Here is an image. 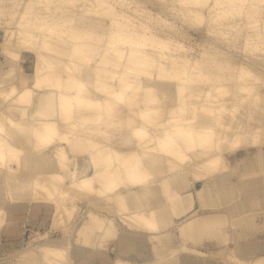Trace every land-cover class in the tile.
<instances>
[{"label":"bare ground","instance_id":"obj_1","mask_svg":"<svg viewBox=\"0 0 264 264\" xmlns=\"http://www.w3.org/2000/svg\"><path fill=\"white\" fill-rule=\"evenodd\" d=\"M77 1L0 0V55L9 64L5 72L0 71L1 243L15 240L13 248L25 243L22 234L37 200L46 201L54 226L64 229L79 204L87 202L118 213L126 227L119 229L112 215L92 209L93 215H87L75 233L52 237L49 230L41 235L44 241L35 250L43 264H135L123 257L128 251L144 253L140 264L168 257L163 264H175L172 258L180 251L174 249L178 248L174 237L167 236L153 250L147 249L146 238H162L172 212L188 204L192 184L198 182L203 199L216 198V207L238 201L233 208L239 216L233 227L239 242L228 250L224 264H264V255L245 257L248 250H257L258 243L244 241L254 234L256 213L243 210L259 204L264 193V75L247 63L264 54L263 37L247 35L243 52L249 60L239 65L237 74L231 70L222 76L232 82L236 77L231 92L225 84L212 83L206 63L192 58L194 47L171 36L174 25L162 14L133 5V0H85L81 11L92 18L88 29L81 27L86 21L68 12ZM207 1L179 0L173 15L182 14L185 22H201L207 15L199 7ZM212 1L211 22L229 16L252 20L264 4V0ZM120 8L132 9L133 14ZM16 24L24 37L13 43ZM210 34L226 39L224 31L214 34L210 29ZM149 50L158 52L160 59ZM212 52L225 55L213 49L203 58H213ZM98 53L96 65H86ZM211 63L233 68L236 61ZM230 92L234 104L228 107L225 100ZM165 93L177 101L168 104L169 117L163 119ZM123 105L127 112L116 115V108ZM116 125L128 126L127 137L119 129L111 132ZM79 140L90 147V153L78 152ZM240 150L246 151L240 157L246 170L233 184L229 154ZM156 168L169 170V178L161 183L154 180ZM212 186L218 190L214 192ZM122 187L127 190L121 191ZM224 216L215 209L199 214L184 225L182 235L193 242L206 241L204 235L226 224ZM80 227L85 237L81 245L75 238ZM117 238L124 255L112 258L100 244ZM74 246L83 252L81 259L75 258ZM24 258L17 264L35 263ZM179 263L195 264L190 258Z\"/></svg>","mask_w":264,"mask_h":264},{"label":"rangeland","instance_id":"obj_2","mask_svg":"<svg viewBox=\"0 0 264 264\" xmlns=\"http://www.w3.org/2000/svg\"><path fill=\"white\" fill-rule=\"evenodd\" d=\"M133 1L135 2L133 5L144 6L145 8L152 10V12L160 13L166 19L170 20V22L173 23L174 28H175V33H173V35H171V36L173 38H175L176 40H180L185 45L192 46V48L194 47L193 49H191L190 54H191L193 59H198V60H201L202 62L206 63L205 71L211 77L212 83H214V84H225V86H227L231 92H234V89L236 87L234 84L236 82V77L233 80L234 82H232L231 80H227L225 78L222 79V76L228 72H231V70L237 74V70H238L239 65L242 64L243 62H245V59H246V62L249 60L246 57L245 53L243 52L244 51V40H245V38L249 34H258L259 36L263 37L261 39H264V4H260L258 12L254 13V15H253L254 17L252 18V20H249V18L245 17V16H241V17L229 16V17L220 19L217 22H215V21L211 22L209 20V18H210V15L214 9H213V1L209 0L205 3H203L199 7V9L205 15H207L203 21H201V22L200 21L185 22L182 14H179L178 17H175L173 15V13L177 12V9L180 7L179 0H133ZM85 4H86L85 0H78L75 3L74 7L68 9V12H69V14H71L74 17V19H78L81 17L84 21H86V26H81V27L82 28L88 27V29H89V26L87 24L92 22V18L81 11V8L83 6H85ZM120 10L129 11L131 14H133L132 9L120 8ZM3 21L7 22V19L3 20ZM250 21L256 22V23L254 25L248 26L247 23ZM3 29H5V28H3ZM18 29H19V26L16 24L14 26V32L15 33L17 32V33H16V35H14L13 39H11V42H13V43L20 41L24 37V35L21 34ZM210 29L213 30L214 34L221 33V31L226 32V34L224 35V37H226V39L218 38L217 36L211 35ZM101 33L106 34L107 32H101ZM3 36L4 37L6 36L5 30H4ZM59 41H61V40H59ZM231 41H232V43H231ZM60 43H62V42H60ZM4 44H5V42H4ZM58 46L60 47V49L64 48L61 44H58ZM207 46L210 47L211 49H207ZM213 49L223 50L225 55L224 56L215 55L214 52H212L213 58H211V59L203 58V55L205 52H207L209 50H213ZM149 52L153 53L152 54L153 57L156 56L155 58L160 59V55L158 52L153 51V50H149ZM56 54H57V56L65 57L64 53L60 54L59 52L57 53V51H56ZM3 57H5V56L1 54L0 58L3 59ZM62 57H57V58L63 59ZM99 57H100V53L96 54L94 57V61H92L90 64H86V65H89V66L96 65V61L99 59ZM214 59L215 60H221L224 62L236 61V63L233 66V68L226 67V65H222V64L221 65H218V64L213 65V63H211V65H210L209 61L214 60ZM164 61L166 63L167 59ZM247 63L252 68H254L257 72L264 75V54H257L255 56H253L251 58V60H249ZM156 72H157V68L155 67L153 69L154 76L156 75ZM195 88H197V90L201 89L200 91L207 89L206 87H199V86H196ZM231 92L228 94V96L225 100V104L228 107H230L234 104L233 103L234 99L232 98ZM91 93H93V91H91ZM101 97H103V96H101ZM162 100H163V104L161 105V108H162L161 111L163 113V119H166L169 117V114L167 113V109L169 107L168 104L176 103L177 98L172 97L171 94L165 93V95H163ZM165 101H167L169 103H167ZM164 104H165V106H164ZM10 111L14 115H17L16 113H14L13 108H11ZM126 112H127V108L124 105L120 109L116 108V115L122 116ZM117 127H118V125L112 127L110 129L111 132H114V130L119 129V130H121L122 136L125 137L126 131H127L125 129H127L128 126L124 125V126H120L119 128H117ZM73 145H74V142L71 144L68 143L67 147L69 148V147H72ZM75 146L77 147L78 152L80 154L86 155L87 153L91 152L90 147L86 144H83L81 142V140L77 141L75 143ZM74 154L78 155L77 153H74ZM245 154H246L245 150H240V152L238 151L235 154L230 155L229 157L233 162H235L237 160V158H240V157L244 156ZM71 162H70V164H71ZM154 164L156 165V163H154ZM157 165H160V164H157ZM154 171H155L154 172L155 175H153L154 176L153 178H154V180H158L160 183L163 182L164 180L168 179L170 176L169 170L161 171V170H159V168H156V170H154ZM234 179H235V181H237L238 176L235 175ZM182 181L184 182V179ZM187 181L190 182V180H187ZM120 190L124 192L127 190V187H122V188H120ZM186 190H188V189H186ZM184 191H185V189H184ZM183 192H181L180 194H183ZM174 196L175 195H173V197ZM149 197H150L149 193L146 192L145 198L149 199ZM37 201H38L37 206H35L34 205L35 203H33L34 207L31 211V213L28 215V220L30 218V221L28 222V224H27V226H26V228L22 234V238L25 239V241H24L25 243L24 244H17L16 243V247L13 248L11 246L13 244L12 242H14L15 240L10 241L11 244L6 239L2 240L3 244L0 241V264H17L22 259L24 260L25 256H27L28 259H32L33 261H35V263H33V264H43L42 262H40V255L35 250L36 245L39 242L44 241L45 237H43L41 235L45 234L49 230L52 231V233H50V236H52V237H62L64 235H71V233L73 234V231L75 233L76 230L78 229V225L81 224V226H82V223L84 224V222L89 217H91V215H93V213L91 211L92 209H94V211L96 210L97 213L99 211V213H98L99 215L105 214L108 217H111V215H112L115 223L116 224L118 223L119 229L126 227L125 222L123 221V219L121 218V216L118 213H116L112 210H105V208L102 206H97V205L92 204V203L84 202L82 204H79V206L77 207V210L75 211L74 217L72 218L70 223L67 225L68 228L64 229L62 227V225L61 226H54L53 223H54L55 217L51 216L52 215L51 212L48 213V208L45 207L46 201H44L43 199L37 200ZM172 203L173 202L170 201V204H172ZM41 204H44V206H41ZM75 205H77V204L75 203ZM203 213H206V212L200 213V211L197 210V211L193 212L192 214L189 211L188 213H186L180 217L178 216L175 218V220L177 222L174 225H171L172 226L171 229H170L171 226H169L170 221L168 219L167 225L162 229V232H161L162 238L161 237H158V238L155 237V238H153L152 241H154L155 243H161V241L162 240L164 241L167 238V236L169 238L174 237V239L177 241H182V242L183 241H185V242L189 241L182 235V230L184 228V225L191 222V220L195 216H198L199 214H203ZM87 215H89L88 218L86 217ZM85 225H84V227H85ZM56 227H58V228H56ZM83 231H84V229L82 227H80L79 230L77 231V234L75 235V238L77 237L76 242L80 245L83 243V240H85V237L83 236L84 235ZM120 231H122V230H120ZM260 237H264V234ZM236 241L238 242V239L235 237L233 244H234V242L236 243ZM110 243H111V241H110ZM100 245H101L100 249L104 250L103 249L104 245H102V244H100ZM111 248H113V245H111ZM79 249H80V247H78V246H74V248H73L75 258H77V259H81L83 256V252H80ZM201 249L210 251L211 254H213V255H215V254L220 255L221 254L220 253L221 250H220L219 246H215V245H211L210 247L203 246V247H201ZM157 252H159V251H157ZM185 252L187 253L188 250H186ZM110 253H111L110 255L112 258L116 257V255H118L116 252L113 253L111 251ZM139 254L141 255L142 252ZM142 256L143 257L145 256L144 253L142 254ZM130 257L132 259L140 258L139 255L136 253H132ZM77 259H75V260H77ZM245 261H247V260H245ZM161 262H163V259L159 258L157 263L162 264ZM157 263H154V264H157ZM223 264H224V261H223Z\"/></svg>","mask_w":264,"mask_h":264},{"label":"crops","instance_id":"obj_3","mask_svg":"<svg viewBox=\"0 0 264 264\" xmlns=\"http://www.w3.org/2000/svg\"><path fill=\"white\" fill-rule=\"evenodd\" d=\"M9 68V64H8V60L3 57V59L0 58V71L3 73L5 72L7 69ZM14 113H18V111L14 109ZM264 154V153H263ZM233 155V154H231ZM230 156V154H229ZM229 161L230 164L233 167V172L235 173L234 175L230 176V182L233 184L238 183V179L240 178V172H244L246 170L245 165H242V160L240 158H237V160L235 162H233L230 157H229ZM237 175L238 179L237 181H235L234 176ZM193 188L191 189L192 192L190 194V197L188 199V204L185 205L182 209H179L177 211L172 212L171 217L169 218V221L171 222L172 220L176 221L175 218L176 217H180L186 213H188L189 211L191 212V214L195 211H200V213L202 212H208V211H212V210H216L217 213H222L224 214V219H225V225L221 226V228H214L212 229V234L210 235H204L206 238L205 240H199V241H178V248L175 247L174 249H177L180 251L179 255L177 257H173V262H175V264H180L179 262H181L184 259H189L191 260V262L195 263V264H223V259L224 256L226 255V253L228 252V250H233V248L238 244L237 241L236 243L233 241L235 240V229L233 227L234 222L237 220L236 218L239 215H236V213H239L237 210H235L233 207L237 206L238 201L236 200H231L226 202V204H222V205H217L218 202H216V198L214 199L213 202H211L209 200L203 199L205 197H202V195L199 193V186H198V182L194 183L193 182ZM217 187L212 186V190H215L214 192H216L218 189H216ZM264 191V188L262 190V192ZM217 194V193H215ZM262 197V199L260 200L259 204L252 206L251 208H243V210H249V212H255V217H254V234L246 237L244 241H256L257 244V250L254 252H250L248 250V255H246L245 257H247L246 259L252 260L255 257H257L258 255H264V237H260L264 234V193L260 195ZM259 196V197H260ZM235 204V205H234ZM234 205V206H233ZM211 206V207H209ZM212 206H215V208H212ZM210 209V210H208ZM172 210V209H171ZM242 210V209H241ZM245 214L242 213V215ZM251 214V213H250ZM169 222V223H170ZM177 222V221H176ZM171 224V223H170ZM171 226V225H169ZM172 228V226L170 227V229ZM219 230L222 232V235H224L223 239H220V233ZM219 236V237H218ZM237 238V237H236ZM147 240V249H157L156 246L159 244H156L154 241L149 240L150 237L148 236L146 238ZM220 239V240H219ZM111 243H101L102 245H104L103 249L107 250L108 253H110L111 251L113 253H117L119 255H124L121 251H120V245L122 244L121 240L117 239H111L110 240ZM229 241V242H228ZM239 242V241H238ZM108 245V246H107ZM111 245H113V248H111ZM211 245H215V246H219L220 248V255H213L211 254L210 251L201 249V247L206 246V247H210ZM101 246V245H100ZM188 250V252L186 253L185 251ZM182 252V253H181ZM127 254L124 255L123 257H125L126 259H130L132 262H134L135 264H140L141 262V258H134L132 259L130 256L132 253H136L139 255L140 254L138 252H126ZM111 254V253H110ZM149 253L147 251L146 256L148 257ZM189 257V258H188ZM168 257L167 259L163 260L164 263H167L169 261ZM41 262V259H40ZM163 264V262H162Z\"/></svg>","mask_w":264,"mask_h":264}]
</instances>
